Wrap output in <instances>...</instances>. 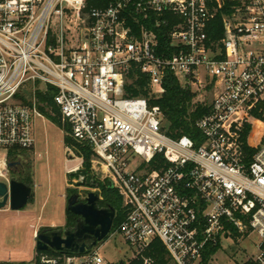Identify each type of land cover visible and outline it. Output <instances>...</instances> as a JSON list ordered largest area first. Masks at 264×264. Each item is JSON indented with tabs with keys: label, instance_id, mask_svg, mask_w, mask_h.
<instances>
[{
	"label": "built area",
	"instance_id": "2783aa9c",
	"mask_svg": "<svg viewBox=\"0 0 264 264\" xmlns=\"http://www.w3.org/2000/svg\"><path fill=\"white\" fill-rule=\"evenodd\" d=\"M86 2L0 0V180L8 152L34 146L36 94L54 90L69 136L121 198L124 219L109 236L131 259L155 264L145 254L158 242L170 264H212L231 240L254 245L240 264H264V121L254 117L264 103V0ZM132 67L153 98L168 74L194 92L208 108L199 139L168 136L159 106L125 97ZM101 248L29 264H110Z\"/></svg>",
	"mask_w": 264,
	"mask_h": 264
},
{
	"label": "rangeland",
	"instance_id": "374dc122",
	"mask_svg": "<svg viewBox=\"0 0 264 264\" xmlns=\"http://www.w3.org/2000/svg\"><path fill=\"white\" fill-rule=\"evenodd\" d=\"M183 84L182 82L181 86ZM24 93L27 100L25 97L23 99L27 102L32 97L28 92ZM203 99L207 103L211 97L206 95ZM60 123L63 128L67 127L61 121V117ZM253 127V125H249L245 129L248 132ZM257 127L261 128V125L256 124L255 128ZM29 153L19 152L12 158L6 159L7 164L18 162L23 165L25 172L22 178L25 180L31 177L29 163H32L33 175L30 179H32L33 194L32 200L30 199L22 210L15 212L6 207V211L0 212V264H19V261L29 264L36 251L35 240L32 238V227L40 231L41 228L44 229L50 224H54L58 227L56 229L63 230L62 226L66 222V200L69 196L80 193V197L83 198L84 194L90 191L100 195V191L97 189L77 188L74 183L76 179L68 178L70 174L68 170L80 164L82 167V161L65 147L64 131L45 117L37 118L34 122V152ZM3 156L4 153L0 151V159ZM95 161L96 159L92 155L89 160L90 172L88 174L97 182L109 184ZM19 168L17 166L12 169L5 167L7 176H13ZM37 217H40L39 222L34 220ZM252 241L255 242V240ZM240 242L223 240L220 249L213 257L212 264H240L242 258L249 256L248 252L244 251L245 249L249 252L254 251L252 243ZM100 252L110 264H116L119 261L129 264L135 260L131 259V251L119 236H108L102 242Z\"/></svg>",
	"mask_w": 264,
	"mask_h": 264
},
{
	"label": "trees",
	"instance_id": "16d2710c",
	"mask_svg": "<svg viewBox=\"0 0 264 264\" xmlns=\"http://www.w3.org/2000/svg\"><path fill=\"white\" fill-rule=\"evenodd\" d=\"M109 0H87L86 10L95 8H104L108 5ZM219 26L218 33L214 35L215 39H219L222 34L220 33V16L216 22ZM164 94L159 98H153L148 83L147 77L140 72L139 69L134 67L130 68L126 77L124 92L125 97L128 98H145L149 100L150 105L159 106L163 115V128L166 134L172 138H179L186 136L193 140L199 139V132L195 127V123L200 119L207 111L206 105H200L193 103L195 98L194 92L189 88L182 87L178 80L168 74L164 78L163 82ZM54 90H48L44 93H37V107L43 117L50 122L56 124L64 131V145L67 149L71 150L76 157L81 159L82 168L87 173L90 172L89 160L92 156V152L89 147L74 141L69 136L68 128H63L60 123V113L53 103ZM254 117L257 120L264 121V103L258 106V109L254 113ZM26 152V151H21ZM16 154L15 151H9L7 158H12ZM70 180L75 179L72 175H68ZM26 183L31 184L30 178L25 180ZM96 182V189L100 191V208L111 207L115 211V219L112 225L111 233H113L121 221L124 219V212L122 210V201L117 191L113 189L107 183ZM66 224L64 230H72L76 224L77 217L73 214L65 211ZM46 230L41 229L39 232ZM57 230V229H49ZM108 238V237H107ZM214 252V251H213ZM58 255L59 253L54 251L39 252L36 251V255ZM147 257L152 258L155 264H170V259L158 242L151 245L145 254ZM25 264V263H19ZM129 264H142L140 259H135Z\"/></svg>",
	"mask_w": 264,
	"mask_h": 264
},
{
	"label": "water",
	"instance_id": "95a60500",
	"mask_svg": "<svg viewBox=\"0 0 264 264\" xmlns=\"http://www.w3.org/2000/svg\"><path fill=\"white\" fill-rule=\"evenodd\" d=\"M20 163H8L12 169ZM76 181L77 188L94 189L95 180L80 167L70 173ZM84 203L79 202V194L75 193L66 200V210L77 217L72 230H43L35 238V249L39 252L54 251L66 256H80L92 251L110 235L115 219V211L111 207L99 208L100 197L94 192H87ZM32 197V187L14 178L0 180V210H22ZM116 264H123L119 261Z\"/></svg>",
	"mask_w": 264,
	"mask_h": 264
},
{
	"label": "crops",
	"instance_id": "0c3cea01",
	"mask_svg": "<svg viewBox=\"0 0 264 264\" xmlns=\"http://www.w3.org/2000/svg\"><path fill=\"white\" fill-rule=\"evenodd\" d=\"M26 152H30V153H33L34 152V146L29 150V151H26ZM29 153V154H30ZM80 161H81V159H80ZM30 164V172H31V177H32V175H33V166H32V163L30 162L29 163ZM23 165H19V166H17V167H20V168H23L22 167ZM81 167V164L79 165V166H74L73 168H71V169H69L68 171L71 173L72 171H74V170H76L77 168H80ZM19 168V169H20ZM6 176H7V174H6ZM30 177V178H31ZM31 180V185H32V179H30ZM22 181H25V179H23L22 178ZM30 184V183H29ZM32 194H33V192H32ZM32 198V197H31ZM32 200V199H31ZM29 203V202H28ZM32 203H33V201H32ZM7 210V208H5V209H2V210H0V212H2V211H6ZM66 211V210H65ZM30 212V211H29ZM27 214H33V213H27ZM65 216H66V214H65ZM34 220H36V221H40V217H37L36 219H34ZM65 224H66V222H65ZM65 224H64V226H62V227H65ZM32 226V225H31ZM33 228V232H32V238L35 240V235L36 234H38L39 233V230L37 231L34 227H32ZM56 228H58V227H56L54 224H50V226H48V227H46V228H44V229H56ZM41 229H43V228H41ZM36 256V251L33 253V258H32V260H31V262L33 261V259H34V257ZM19 263H23V262H20L19 261Z\"/></svg>",
	"mask_w": 264,
	"mask_h": 264
},
{
	"label": "flooded vegetation",
	"instance_id": "af4514ba",
	"mask_svg": "<svg viewBox=\"0 0 264 264\" xmlns=\"http://www.w3.org/2000/svg\"><path fill=\"white\" fill-rule=\"evenodd\" d=\"M24 172H25V169L24 168H20L18 171H16V172H14V175L12 176L11 175V178H14V179H16V180H19V181H21V182H24V183H26L25 181H22V176H23V174H24ZM95 184H96V182H95ZM94 189H96V186H95V188ZM92 190V189H91ZM75 194V193H74ZM79 194V202L80 203H84L85 202V198H86V194H87V192L84 194V196H83V198H81L80 196H81V194L80 193H78ZM73 195V194H72ZM99 195V194H98ZM100 197V196H99ZM100 200H101V197H100ZM100 205V203H98V206ZM100 208V207H99Z\"/></svg>",
	"mask_w": 264,
	"mask_h": 264
}]
</instances>
